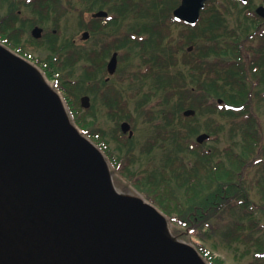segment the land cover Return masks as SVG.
Segmentation results:
<instances>
[{
  "label": "trees",
  "instance_id": "16d2710c",
  "mask_svg": "<svg viewBox=\"0 0 264 264\" xmlns=\"http://www.w3.org/2000/svg\"><path fill=\"white\" fill-rule=\"evenodd\" d=\"M174 7V2L160 0L126 3L124 11L132 16L131 23L135 26L132 34L136 38L125 39L119 45H104L99 51L85 56L71 53L69 59H49L54 71L47 72V76L58 75V87L74 122L118 167L120 174L144 193L170 223L186 230L176 231V238L195 246L208 264H227L206 246L209 241L214 243L215 249L221 243L234 251L248 243V251L256 250V262L251 264H264V237H259L256 232L263 227L257 219L256 209L250 206L248 192L236 181L246 159L230 148L225 150L227 168L222 162L213 164L214 150H206L192 138L199 135L201 129L217 134L221 126L215 121L210 125L203 124L198 116L187 118L183 115L187 109L203 115L208 105L215 106V114L224 109H220L218 99H223L224 105L229 106L238 103L239 98H247L250 91L243 85L245 79L241 76L246 73L247 64L226 58L233 48L217 41L221 29L205 16L203 25L182 30L179 42L174 44L176 39L171 30ZM124 18L125 14L122 24ZM143 35L146 39L138 40ZM191 46L195 48L193 52L188 51ZM113 51H125L122 58L128 59V62L120 59V67L127 66L124 67L126 77L119 78L116 85L102 77L107 72L108 58ZM180 52L183 53L181 57L178 56ZM136 55L142 58L141 65L146 69L133 73L129 68ZM252 59V69L258 67L263 71V46L254 52ZM127 80L130 82L125 84ZM148 81L154 91V94H147L148 99L159 94L163 103H174V109L171 112L163 110L164 120L155 125L152 137L141 149L142 156L137 157L133 139L124 134L120 137L118 130L122 121L134 123L129 107L130 93L136 84L142 91ZM84 95L92 96L94 104L100 102L105 116L119 127L114 133L98 128V117L90 116L95 105L80 114L83 112L80 99ZM225 112L222 114L227 115ZM154 118L156 116L149 113L146 122ZM108 137L119 143L118 158L109 150ZM188 154L193 158L189 159ZM142 157H145L146 166L138 175L130 166L142 161ZM219 237L222 241L217 243Z\"/></svg>",
  "mask_w": 264,
  "mask_h": 264
},
{
  "label": "water",
  "instance_id": "95a60500",
  "mask_svg": "<svg viewBox=\"0 0 264 264\" xmlns=\"http://www.w3.org/2000/svg\"><path fill=\"white\" fill-rule=\"evenodd\" d=\"M204 3L184 0L174 15L195 24ZM117 66L114 54L109 74ZM81 104L89 109L90 97ZM121 128L133 136L129 123ZM0 264H208L154 205L116 187L106 157L41 71L2 44Z\"/></svg>",
  "mask_w": 264,
  "mask_h": 264
},
{
  "label": "flooded vegetation",
  "instance_id": "af4514ba",
  "mask_svg": "<svg viewBox=\"0 0 264 264\" xmlns=\"http://www.w3.org/2000/svg\"><path fill=\"white\" fill-rule=\"evenodd\" d=\"M139 1L0 0V42L12 48L22 58L39 65L45 73H51L54 70L50 67L49 59H69L71 53L85 56L93 53L94 50L99 51L104 45H119L125 39L130 41L136 38L137 36L132 34L135 27L131 23L132 16L125 13L124 5ZM160 1L174 2L175 7L172 10L174 16V12L182 6L184 0ZM262 8H264V0H205L196 24L192 25L174 18V24L171 25V27L176 25L189 30L203 25V19L206 17L208 21L209 18L210 23L213 21L216 24L215 27L221 29L217 41L233 48L226 58L247 64V71L241 73V76L245 79L243 85L250 91L249 103L242 101L241 105H232L229 108L241 112L238 116V136L242 149L249 146L252 141L256 158L263 156L261 150L264 152L262 148L264 142V122L262 120L264 116V66L263 71H259L258 67L252 69L251 62L254 52L257 53L261 46L264 49L262 44L264 43V10ZM99 13H105V15L97 17ZM72 14L77 15V27L81 34L79 42L75 38L63 37L64 27H68L69 16ZM124 14L125 22L122 24ZM217 20L219 23H216ZM175 39V42H179L180 33ZM91 41V45L88 46L87 43ZM119 53L113 51L109 59L114 54L121 59ZM106 80L109 81V78ZM116 148L119 156L120 149ZM113 154L116 155L114 152ZM114 157L117 158V156ZM261 162L258 160L257 164L260 165Z\"/></svg>",
  "mask_w": 264,
  "mask_h": 264
},
{
  "label": "rangeland",
  "instance_id": "374dc122",
  "mask_svg": "<svg viewBox=\"0 0 264 264\" xmlns=\"http://www.w3.org/2000/svg\"><path fill=\"white\" fill-rule=\"evenodd\" d=\"M173 37L175 38L178 33L181 32L182 27H178L176 25L172 26L171 28ZM64 36L63 37H70V38H75L78 39L81 37L80 31L78 30L77 27V15L72 14L69 16V22H68V27H64ZM146 35L139 36L138 40L141 39H146ZM177 42V41H176ZM174 41V44L176 43ZM92 41L87 43V45H91ZM195 49V48H194ZM193 49V51H194ZM192 51V52H193ZM126 52L122 51L121 54L124 55ZM183 53H179L178 56L181 57ZM132 57V55L130 56ZM121 59H125V61L122 60V62H128V59L124 56ZM133 66L132 68H129L130 72L135 73L136 71H143L144 68L146 69V66L141 65V57L140 56H133ZM109 60V59H108ZM50 61V60H48ZM123 64V63H122ZM120 61L118 65V70L115 75L110 77L109 83L116 85L117 81L119 78L126 77V72H124V67L127 66H122L120 67ZM128 69V68H127ZM57 76V75H56ZM104 79L109 77L108 73L102 75ZM57 80V79H56ZM130 81H125L126 83H129ZM52 83L54 86H56V82L52 80ZM57 88V87H56ZM251 91L253 90L252 87L250 86ZM258 91V90H257ZM261 91V90H259ZM138 94V95H137ZM147 94H154L153 89L151 88L150 81L143 87V90L141 91L139 89V85L136 84L135 87H133V90L130 93V109L132 111V115L134 116V123H130L132 126V130L134 131V136L131 138L134 141V144L136 146V155L142 156L141 149L143 148V145L151 138L153 134V129L156 124H158L160 121H163L164 119L162 118V112L163 110L166 111H172L174 109V103L173 104H166V102H162L164 100H161L159 98H162L159 94L158 95H151L148 99ZM91 98V106L95 105L94 109L92 110V113L90 116L95 114L98 117V128H104L106 129L110 134L114 133L115 129L119 128L118 125L112 121H110L107 116H105V113L100 104V102H96L94 104L92 96ZM239 102L234 104L236 106L241 105L244 101L245 103L248 102V97L240 100ZM147 100V101H146ZM143 104V106L140 108L139 104ZM138 108L140 110L138 111ZM83 109V108H82ZM90 110V109H88ZM83 109V112L80 114H85L84 112L88 111ZM213 110H215V106H207L206 112L204 114H196L194 116H198V120H200L201 123L204 124L207 123L210 125V120L213 123L214 121L221 126L220 129H218L217 134H211V132H205L203 129H201L199 135L201 134H208L211 135L212 139L205 141L202 146L206 148V150H214V155H213V164H218L219 162H222V165L227 168L228 166V156L225 153V150H228L232 148L234 151H236L240 156H243L244 159H246V165L245 167L241 168L238 173V177L236 178L237 183H239V187L245 188V190L248 192V199L251 203L250 206L254 207L257 211V219L261 223L262 230H257L256 232L258 233V236L264 237V152L261 150V154L263 156H260L259 158H256L255 155V150L253 151V143L251 142V147L248 145L245 147V149H242V144L241 140L239 139V118L238 116L240 115L239 113L241 112H236V111H231L232 113H227L229 116L226 117V115H223L222 112L225 111L223 109L221 112H217L214 114ZM230 112V111H226ZM225 112V113H226ZM149 113H152L153 115L156 116L153 121L146 122L147 116ZM211 113V114H210ZM263 114V113H262ZM261 114V115H262ZM89 116V117H90ZM262 120L264 122V116L262 117ZM122 121L120 125L123 123ZM128 122V121H126ZM123 133L121 132V129L118 130V135L121 137ZM195 136L192 138V140H196V138L199 136ZM128 136V135H126ZM107 141H109V150L111 151V154L116 153L117 158L119 157L117 152V148L119 147V143L115 141L113 138L108 137L106 138ZM192 148V147H191ZM262 148L264 149V142L262 143ZM157 150V149H156ZM210 150V151H211ZM155 154L158 153L160 156V150L154 152ZM253 154V155H252ZM189 159H192L193 156L188 154L187 155ZM261 160L262 162L259 163L260 165L257 164V161ZM110 162V160H108ZM256 162V163H255ZM125 165H121L122 169ZM146 162H145V157H142V161L138 162L137 164H131L130 168L131 170L134 171V173L140 175V172L142 171L143 168H145ZM110 169L112 173L114 174V182L116 184V187L123 191L124 193L130 194V195H135V196H141L144 199H147L146 195L142 192H140L138 189H136L130 181H128L120 172L118 171V167L114 166L110 162ZM243 173V174H242ZM241 175V177H239ZM148 200V199H147ZM229 221H232L231 219H228ZM169 229L170 232L175 235L176 231H186L181 225H177L176 223H170L169 222ZM175 233V234H174ZM257 233L255 235L257 237ZM217 240V239H216ZM222 241V239H219L216 241ZM216 243V244H217ZM214 243L212 241H209L206 246L212 250L216 256L221 257L227 264H251L256 262V258L254 256V253L256 252L255 249H250V245L248 243L246 244H241L237 250H231L228 249L225 245H222L219 243L217 245V249L213 246Z\"/></svg>",
  "mask_w": 264,
  "mask_h": 264
}]
</instances>
